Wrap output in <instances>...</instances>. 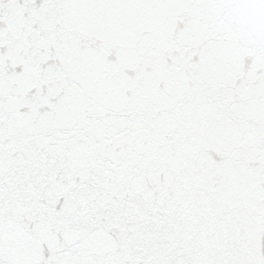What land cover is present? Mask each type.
<instances>
[{
    "label": "snow or ice",
    "instance_id": "snow-or-ice-1",
    "mask_svg": "<svg viewBox=\"0 0 264 264\" xmlns=\"http://www.w3.org/2000/svg\"><path fill=\"white\" fill-rule=\"evenodd\" d=\"M0 264H264V0H0Z\"/></svg>",
    "mask_w": 264,
    "mask_h": 264
}]
</instances>
